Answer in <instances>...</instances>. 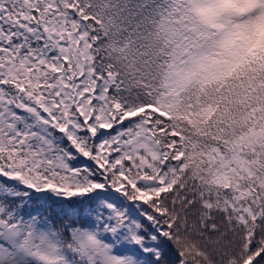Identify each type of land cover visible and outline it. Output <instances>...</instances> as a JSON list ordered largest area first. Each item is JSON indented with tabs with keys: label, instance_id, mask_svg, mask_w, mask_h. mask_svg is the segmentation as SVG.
I'll return each mask as SVG.
<instances>
[{
	"label": "snow or ice",
	"instance_id": "1",
	"mask_svg": "<svg viewBox=\"0 0 264 264\" xmlns=\"http://www.w3.org/2000/svg\"><path fill=\"white\" fill-rule=\"evenodd\" d=\"M0 264H264V0H0Z\"/></svg>",
	"mask_w": 264,
	"mask_h": 264
}]
</instances>
